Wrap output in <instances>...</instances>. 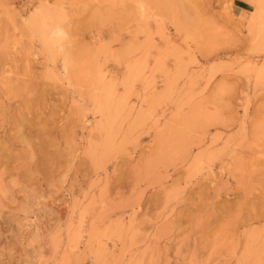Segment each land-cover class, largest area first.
<instances>
[{
    "label": "rangeland",
    "instance_id": "1",
    "mask_svg": "<svg viewBox=\"0 0 264 264\" xmlns=\"http://www.w3.org/2000/svg\"><path fill=\"white\" fill-rule=\"evenodd\" d=\"M0 264H264V0H0Z\"/></svg>",
    "mask_w": 264,
    "mask_h": 264
}]
</instances>
